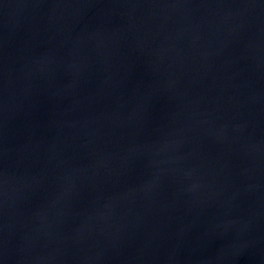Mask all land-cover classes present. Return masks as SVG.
Segmentation results:
<instances>
[{"label": "water", "instance_id": "obj_1", "mask_svg": "<svg viewBox=\"0 0 264 264\" xmlns=\"http://www.w3.org/2000/svg\"><path fill=\"white\" fill-rule=\"evenodd\" d=\"M0 264H264V0H0Z\"/></svg>", "mask_w": 264, "mask_h": 264}]
</instances>
